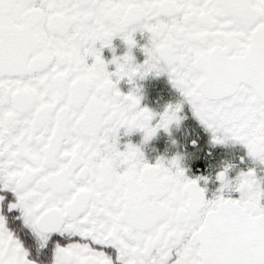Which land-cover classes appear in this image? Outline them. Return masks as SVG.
I'll return each mask as SVG.
<instances>
[{
  "label": "snow or ice",
  "instance_id": "6c2138e0",
  "mask_svg": "<svg viewBox=\"0 0 264 264\" xmlns=\"http://www.w3.org/2000/svg\"><path fill=\"white\" fill-rule=\"evenodd\" d=\"M149 73L180 95L159 113L117 87ZM185 102L211 143L264 165V0H0V264H264L255 168L225 164L209 199L181 153L120 146L178 125Z\"/></svg>",
  "mask_w": 264,
  "mask_h": 264
},
{
  "label": "flooded vegetation",
  "instance_id": "af4514ba",
  "mask_svg": "<svg viewBox=\"0 0 264 264\" xmlns=\"http://www.w3.org/2000/svg\"><path fill=\"white\" fill-rule=\"evenodd\" d=\"M134 35L137 46L133 47L132 53L135 61L141 63L145 59V54L140 45L146 42L147 34L138 31ZM113 46L117 55L126 50V45L118 36L113 38ZM112 55L113 52L108 47L102 49V56L106 60H110ZM114 67V65H108L110 71ZM134 86L138 87L141 106L148 107L157 113L163 111L168 104L176 103L180 99L178 91L172 86L166 73L160 75L149 73L143 78L137 75L134 84L129 83L125 77L117 84L122 92H127ZM181 115L184 118L178 125L172 124L167 132L164 129H158L157 133L146 142L143 140L142 131L133 130L131 133L123 134L121 130L120 146L123 147L128 141L138 145L149 163H154L158 157H171L181 153L182 163L189 178L207 177V180L201 179L198 183L206 189L205 196L209 199L217 194L219 181L216 179V173L225 164L233 165L228 171L229 177H235L239 171L250 167L256 169L258 176L264 177V165L248 157L244 145L239 142L211 143V133L192 115L190 106L186 102L182 105ZM193 138L197 139L195 149L189 144V140ZM222 194L232 198H237L239 195L235 191L227 190ZM35 240L38 247L42 245L43 241L38 231Z\"/></svg>",
  "mask_w": 264,
  "mask_h": 264
}]
</instances>
